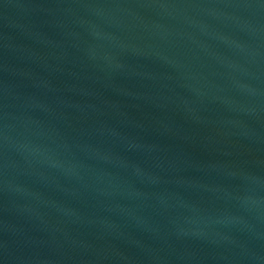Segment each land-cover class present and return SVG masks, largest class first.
<instances>
[{
	"label": "water",
	"instance_id": "95a60500",
	"mask_svg": "<svg viewBox=\"0 0 264 264\" xmlns=\"http://www.w3.org/2000/svg\"><path fill=\"white\" fill-rule=\"evenodd\" d=\"M0 264H264V0H0Z\"/></svg>",
	"mask_w": 264,
	"mask_h": 264
}]
</instances>
